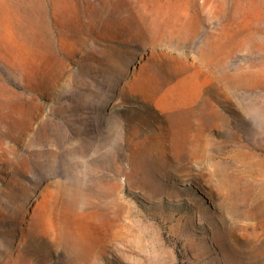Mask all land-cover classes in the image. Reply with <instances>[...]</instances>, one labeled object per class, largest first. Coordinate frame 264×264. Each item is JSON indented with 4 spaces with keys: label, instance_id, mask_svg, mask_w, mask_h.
<instances>
[{
    "label": "rangeland",
    "instance_id": "obj_1",
    "mask_svg": "<svg viewBox=\"0 0 264 264\" xmlns=\"http://www.w3.org/2000/svg\"><path fill=\"white\" fill-rule=\"evenodd\" d=\"M0 264H264V0H0Z\"/></svg>",
    "mask_w": 264,
    "mask_h": 264
}]
</instances>
